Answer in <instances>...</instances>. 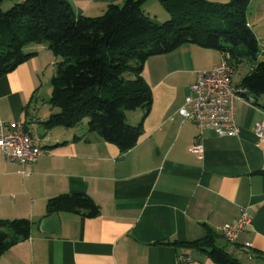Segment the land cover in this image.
Masks as SVG:
<instances>
[{"label": "crops", "instance_id": "crops-1", "mask_svg": "<svg viewBox=\"0 0 264 264\" xmlns=\"http://www.w3.org/2000/svg\"><path fill=\"white\" fill-rule=\"evenodd\" d=\"M68 1L76 15L88 16L122 2ZM248 6L253 31L264 14L251 17ZM27 50L35 54L0 77V121L22 123L44 152L25 165L0 157V219L30 222L28 237L5 250L0 264H217L206 251L184 244L212 231L216 245L243 264H264V140L254 133L255 122L264 120V97L256 103L250 95L235 100L234 135L200 132L179 114L197 72L218 63L221 51L188 42L147 58L141 76L151 90V106L146 115L142 109L125 112L127 122L140 123L141 133L123 152L85 126L45 127L57 109L41 90L56 57L46 45ZM238 64L245 66L232 78L236 87L250 71L247 59ZM195 143L202 145L201 156L189 149ZM65 193L89 195L98 214L48 211L46 201ZM240 208L250 223L228 243L218 229L236 225ZM50 215L57 217L43 223ZM188 256L189 262L181 260Z\"/></svg>", "mask_w": 264, "mask_h": 264}, {"label": "trees", "instance_id": "trees-1", "mask_svg": "<svg viewBox=\"0 0 264 264\" xmlns=\"http://www.w3.org/2000/svg\"><path fill=\"white\" fill-rule=\"evenodd\" d=\"M4 1L0 0V77L35 54L27 50L30 46L46 45L56 57L49 102L57 110L44 121L46 128L85 126L121 151L129 150L141 130L140 123L127 122L125 112L142 109L146 115L152 102L141 76L145 61L188 42L228 51L234 70L247 59L250 71L239 85L241 95H250L253 103L264 97V54H259L264 45L247 25L249 0H160L169 14L164 22L144 11L146 0L110 3L95 16L76 15L68 0H20L3 10ZM46 206L50 212L90 217L99 212L83 193L51 197ZM29 230L26 218L0 219V256L26 239ZM215 235L212 231L184 244L206 251L217 264H243L216 245Z\"/></svg>", "mask_w": 264, "mask_h": 264}, {"label": "built area", "instance_id": "built-area-1", "mask_svg": "<svg viewBox=\"0 0 264 264\" xmlns=\"http://www.w3.org/2000/svg\"><path fill=\"white\" fill-rule=\"evenodd\" d=\"M259 54H264L262 46ZM234 68L230 63L228 51H221V59L209 70L198 71L195 80L189 85V95L179 114L186 120L192 121L200 132L212 130L216 135H234L239 132L236 123L235 100L240 98L243 89L232 84ZM255 135L264 140V120L255 122ZM198 156L203 149L200 143L189 148ZM44 150L36 140L24 129L22 123L7 126L0 121V157L13 160L21 165L35 162ZM250 223V216L246 208H240V217L236 225L219 227L218 231L228 243H235L239 234ZM248 246L249 244L246 243ZM250 259L251 256L248 255ZM183 261L191 258L181 257Z\"/></svg>", "mask_w": 264, "mask_h": 264}, {"label": "rangeland", "instance_id": "rangeland-1", "mask_svg": "<svg viewBox=\"0 0 264 264\" xmlns=\"http://www.w3.org/2000/svg\"><path fill=\"white\" fill-rule=\"evenodd\" d=\"M18 1H20V0H5L1 4V8L3 10H7L12 6L13 3L18 2ZM143 5L148 7V9L150 10V13H151V17L153 19H155L156 21L164 22V21L168 20V18H165L162 15L163 12H161L162 11V5L160 3V0H146ZM257 12L264 14V0H250L247 14L251 15V17H253V16H255V14ZM253 32H254L257 40H258L259 45H261V46L264 45V21H261L259 27L254 28ZM52 55H53V59H54V54L52 53ZM262 58H264V56H262ZM52 64L53 63H51L48 66L49 71L46 73V76H48V75L52 76V73L54 71ZM244 66L239 65V64L236 65L235 70H234V80H237L238 77L241 76V74L243 72L242 69ZM50 94H51V84L49 81H47L46 85L43 86V88L41 90V97L45 98L48 102L50 100ZM46 107H47V105H46ZM240 259H241V261H244L242 258H240ZM246 264H259V262L257 263L256 261H249Z\"/></svg>", "mask_w": 264, "mask_h": 264}, {"label": "water", "instance_id": "water-1", "mask_svg": "<svg viewBox=\"0 0 264 264\" xmlns=\"http://www.w3.org/2000/svg\"><path fill=\"white\" fill-rule=\"evenodd\" d=\"M56 215H50L49 217H47L46 219H44L43 223L46 222V220H53V219H56Z\"/></svg>", "mask_w": 264, "mask_h": 264}]
</instances>
